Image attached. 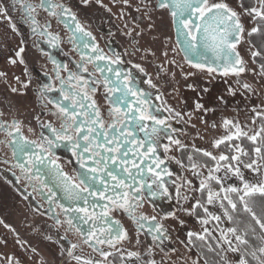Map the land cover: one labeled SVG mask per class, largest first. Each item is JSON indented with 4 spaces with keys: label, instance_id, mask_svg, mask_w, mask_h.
Returning a JSON list of instances; mask_svg holds the SVG:
<instances>
[{
    "label": "snow or ice",
    "instance_id": "snow-or-ice-1",
    "mask_svg": "<svg viewBox=\"0 0 264 264\" xmlns=\"http://www.w3.org/2000/svg\"><path fill=\"white\" fill-rule=\"evenodd\" d=\"M110 3L121 6L118 18L125 22L119 30L132 45L122 52L110 47L106 51L79 18V10L93 4L116 15L103 0H77L75 11L71 0H0V20H7L17 35H21L17 23L27 25L34 46L53 65L35 89L41 111L33 119L39 132L27 127L34 138L25 134L23 120L6 118L0 111V145L7 149L0 163L9 165L15 191L36 212L54 221L60 240H67L69 233L78 236V242H69L61 252L75 264H116L117 260L129 264L145 256L144 264H179L184 258L173 259L177 250L170 248L177 227L187 229L186 242L179 243L189 253L195 250V259L188 258L191 264H218L226 261L227 252L238 256L235 264H264V243L249 242L255 227L237 220L241 212L248 214L264 240V203L259 205V215L256 211L257 197L264 202V0H235V6L230 0ZM127 9L138 13L131 23ZM13 11L20 13L17 22H13ZM53 20L69 34L66 43L72 46L74 57L67 62L41 46L56 49L65 43L52 30ZM246 21L253 24L250 29ZM161 25L170 26L173 35L158 33ZM257 35L262 43L258 46L249 39V50L252 62L259 61L258 71L238 51L245 36ZM148 36L153 37L151 43L159 40L162 45L163 60L156 65L155 80L145 64L133 59L137 53L145 62L150 57L160 59L151 46L141 44ZM25 44L21 38L15 58L9 57L8 63L24 66V74L30 75L23 55ZM166 66L179 69V79ZM249 73L254 82L245 79ZM6 76L0 71V78ZM14 79L21 87H12L11 92L26 95L32 80ZM218 79L228 84L226 94L214 92ZM230 79L235 86L228 83ZM237 96L251 103L243 122L228 117H221L219 123L211 120L228 97ZM253 97H259L260 103L252 102ZM193 118L213 130L222 128L224 134L214 138L210 148L186 143L188 133L175 128L173 122L195 128ZM62 149L70 153L71 173L58 162ZM172 163L198 180V186L188 175L174 172ZM244 170L259 179H247ZM233 177L239 186L226 185ZM37 196L47 208L35 203ZM173 198L177 207L172 211L156 215L142 211L146 203L156 211L158 201ZM215 205L222 215L210 211L209 206ZM185 217L194 219L200 230L188 228ZM124 218L134 227H126ZM169 220L174 225L167 224ZM225 220L236 226L222 227ZM141 236L151 241L144 252L125 247L133 242L143 246ZM81 244L95 255L82 256L77 251ZM4 259L20 264L14 257Z\"/></svg>",
    "mask_w": 264,
    "mask_h": 264
},
{
    "label": "rangeland",
    "instance_id": "rangeland-1",
    "mask_svg": "<svg viewBox=\"0 0 264 264\" xmlns=\"http://www.w3.org/2000/svg\"><path fill=\"white\" fill-rule=\"evenodd\" d=\"M230 3L235 6V0H230ZM246 27L250 29L253 24L249 21L245 22ZM249 39L247 36L241 41L240 45H238V51L240 55L243 57L245 61H247L249 67L258 68V62L254 64L251 58V44L249 43ZM21 41L20 35L12 32L9 27V23L7 20H0V71H4L7 73L6 78H0V109L4 111L11 110L12 114L18 115L19 117L26 116L24 111L26 106L25 99H27L28 93L24 96L17 95L11 92L12 87L20 88V84H18L14 77L19 76L21 80H27L29 75L24 74V66L20 64L11 65L8 63L9 57L15 58V52L18 51ZM24 46V45H23ZM161 48H156V54L160 57L159 60H152V63L160 64L163 60L161 56ZM27 52L23 54L29 69V73L31 75V64L32 60L28 58ZM177 60L179 58L177 57ZM154 67V66H153ZM169 67L171 71H175L177 73V78L179 79V69ZM245 79L248 82H254L251 73L247 74ZM228 83H232L235 86L234 80H229ZM228 84L225 83L224 80H216L213 84V89L215 93L218 94H226L225 89ZM259 88V85H257ZM28 92V91H27ZM170 103H175L174 101H169ZM252 102L259 104L260 98L253 97ZM212 104H215L214 98H212ZM251 103L239 96L235 99L232 97H228V103L223 106L222 109L217 110L214 116H211V120H215L219 123L221 117L228 118H237L241 122H243L248 114L245 109L250 108ZM236 109H239L237 111ZM10 113V112H9ZM205 119H209V117H205ZM211 122V121H210ZM191 123L195 124V128L189 127L187 124L183 123V131L187 132V137H184L185 142L191 144L195 142L198 147L202 148H210V144L214 138H217L220 135L224 134V130L222 128H217L215 130L211 129L209 125L201 124L199 119L193 118ZM203 137V139H199L197 137ZM174 155L179 156L178 153H173ZM180 169V168H179ZM245 171V176L247 179L255 182V180L259 179L254 176L253 173L248 170ZM180 175H188L189 178L193 179V184L198 186L199 181L192 178L190 174L185 173L184 170L180 169ZM226 185H240V181L235 177L226 181ZM182 194H183V190ZM191 195V193H189ZM177 207V206H176ZM210 211L222 215V210L218 205L209 206ZM183 216V213H181ZM188 219V228H192L193 230L199 231L200 225L196 223V221L192 218ZM0 264H8V261L4 259L5 257H14L15 259L20 261V264H75L70 258L61 255L62 250L67 249V247H62L56 234L49 230L46 225L42 224L44 221L41 215H39L32 207L29 206L27 201H24L21 196L15 191V188L9 183V180L2 170L0 164ZM169 225H174V222L169 220L166 222ZM5 225H8L6 227ZM222 227H233L231 223L228 221H224L221 225ZM14 230V231H13ZM187 229H181L177 227L176 231L173 232L172 241L170 248H175L177 251L173 253V259L178 257H183L184 259L179 260V264H185V260H188V264H191V260L188 259L191 257L195 259V250L189 253L182 244L179 243V240H185V232ZM18 234V235H17ZM52 236L53 240H49L47 237ZM177 237L179 239H177ZM17 240L20 243H17ZM6 241V243H5ZM144 241V245H125L128 250L132 251H141L144 252L146 250L147 244L150 241ZM186 242V240H185ZM35 249V251H33ZM159 254L156 256L157 261L160 260ZM148 257H143L141 260H133L129 261V264H144V260ZM238 259L236 254L231 252L226 253V262L227 264H235V261ZM116 264H120V261L117 260Z\"/></svg>",
    "mask_w": 264,
    "mask_h": 264
},
{
    "label": "flooded vegetation",
    "instance_id": "flooded-vegetation-1",
    "mask_svg": "<svg viewBox=\"0 0 264 264\" xmlns=\"http://www.w3.org/2000/svg\"><path fill=\"white\" fill-rule=\"evenodd\" d=\"M32 2L35 3V2H37V0H32ZM68 2H69V0H65V3H68ZM71 2L73 5V10L74 11L77 10V8H76L77 0H71ZM103 2L105 4H108L109 7L112 8V13H115L116 15H112L111 13L106 12L99 5L93 4L91 7L87 8V9H80L79 10L78 14H79V18H80L81 22L84 23L85 26L88 27L89 30H91L93 32V34L96 36L97 40L100 42L101 46L105 47L106 51L108 50L109 47L115 51H120V52H122L126 48L130 49L132 47V45L129 42V38L122 36L121 32L119 30V29L123 28V24L125 22V21H122L118 18L119 10H120L121 6L119 4H117L116 6H113L110 3V0H103ZM126 11L130 13V16L127 17V20L129 23H131L132 17H136L138 15V13H136L134 9H127ZM11 15L13 18V22L19 21L20 13L13 11L11 13ZM43 15L44 14L42 13V16ZM166 19L167 18L165 17V21H166ZM17 27L19 29V32L21 33L20 37L26 41V44L24 45L26 52H27L26 54H27L28 58H30L32 60L31 71H30L31 75H29V77H27V79L32 80V83L29 85V88L27 89L28 96H27V99H25L26 106H23V108H25L23 112H25L28 115L23 116V117H19L18 115L12 114L11 110H8L6 112V111L0 109V111L5 112L6 118L11 119L12 117H16V118L23 120L24 124H25V134L28 135L30 138H34L33 134L29 133L27 131V127L31 126L33 128H36L37 132H39V128L37 126V121L35 119H33V117L38 115L41 111L40 100L36 96L35 89L37 88L38 84L41 81H44L46 79L44 77L43 73L45 71L51 73V69H52L53 65L47 60V58L40 51H38L37 47L34 46L33 38H30V36H29V31H28L27 25H24L22 23H17ZM52 30L54 32H58L61 35V37L65 40V43L62 44L60 46V48H56V49L48 48L47 45H41V46L44 47L48 52L52 53L56 57V59L63 61V62H67L70 58L74 57V53L71 51L72 46L66 43L67 37L69 34L63 28L62 25L57 24L54 20L52 21ZM109 32L113 33V35L111 37L107 35ZM157 32L162 33L163 35H168V36L173 35L170 26L167 27V29H165L163 27V25H161L160 27H158ZM153 35H155V34H153ZM161 39H162V36H161ZM152 40H153V37L148 36L145 38V41H147L149 43L146 44L145 41H141V44L145 45V46H151L154 51H156V48H158V47L162 49V45H161L159 40H157L155 43H151ZM133 59L136 62L145 64L147 70L153 74V77L155 80L156 65L157 64L152 63L153 58L150 57L149 58L150 62H145V61L140 59V54L137 53V55L135 57H133ZM160 75H161V77H163L164 73L161 72ZM144 87H147V86L144 85ZM162 90H164V89H162ZM100 103H103L102 99H100ZM165 115H166V113H165ZM41 119L42 120H48V119H52V118L50 116H41ZM173 126L177 129H182V130L184 127L183 123H175V122H173ZM176 135L179 136V135H181V133L177 132ZM0 139H3V137L0 136ZM6 151H7V149H5L3 147V145H0V160L5 159V152ZM58 155L60 157L58 162L63 165V167L66 171L71 173L74 166H73V164L68 163V160L71 158L70 153H68L67 151L62 149V150H59ZM8 158H10V153L8 155ZM0 164H1L2 170L6 174L8 180L11 181L10 184L14 188L13 185L15 184V178L11 175V172L9 171V165L3 164V163H0ZM170 167L173 169L174 172L180 174V169L178 166L175 165V163H172L170 165ZM17 175H19L18 171H17ZM29 191H31L30 188H29ZM171 191L175 192V188H172ZM27 202L29 204V201H27ZM35 203L43 204L44 208H47V204L44 201H42L39 196L36 197ZM29 206H30V204H29ZM176 206H177V204H176L175 198H173L172 200L158 201L156 211L153 210L151 205L146 203L144 208L142 209V211H144L147 215H156L157 212L172 211L176 208ZM37 213L39 215H41L39 212H37ZM41 217L44 220L42 222V224L46 225V227L49 230H51L52 232H54L56 234L54 221H52L49 218V216H47V215H41ZM117 218H121V217L119 215H117ZM124 222H125L126 227H134V226H130L128 224L126 218H124ZM59 231H60L61 235L64 234L63 228L59 229ZM57 239H58L59 244L63 248L64 247L68 248L69 242H72V243L78 242V236L73 234V233H69L67 235V240H60L58 237H57ZM140 239L141 240L145 239L146 241H150V238H145L144 236H141ZM170 245H171V243H170ZM77 251L82 256H85V257H87L89 255H95L94 253L91 252L90 248H88L87 246H85L83 244H81V247L79 249H77Z\"/></svg>",
    "mask_w": 264,
    "mask_h": 264
},
{
    "label": "trees",
    "instance_id": "trees-1",
    "mask_svg": "<svg viewBox=\"0 0 264 264\" xmlns=\"http://www.w3.org/2000/svg\"><path fill=\"white\" fill-rule=\"evenodd\" d=\"M251 41H252V43H254V44L258 45V46L262 43L261 38L258 35L252 37ZM262 203H264V202H262L260 200V198L257 197V205H258V207H257L256 211H257L258 215L260 213L259 205L262 204ZM237 220L240 221L244 226L252 225V226L255 227L256 231L254 233H252V232L249 233V242H250V244H255L256 246H260L261 243H264V240H262L260 238L261 237V230L259 229V226L254 224V222L251 220V217L248 214L241 212L237 216ZM231 225L232 226H236V225H233V224H231ZM218 264H227V262L226 261H220V262H218Z\"/></svg>",
    "mask_w": 264,
    "mask_h": 264
}]
</instances>
